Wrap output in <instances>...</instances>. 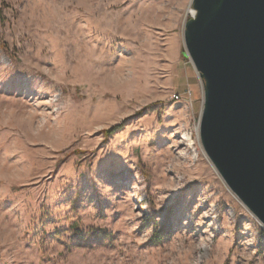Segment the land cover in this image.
Segmentation results:
<instances>
[{
	"label": "rangeland",
	"instance_id": "1",
	"mask_svg": "<svg viewBox=\"0 0 264 264\" xmlns=\"http://www.w3.org/2000/svg\"><path fill=\"white\" fill-rule=\"evenodd\" d=\"M190 1L0 0V264H264L197 135Z\"/></svg>",
	"mask_w": 264,
	"mask_h": 264
},
{
	"label": "water",
	"instance_id": "2",
	"mask_svg": "<svg viewBox=\"0 0 264 264\" xmlns=\"http://www.w3.org/2000/svg\"><path fill=\"white\" fill-rule=\"evenodd\" d=\"M184 53L203 83L200 141L264 224V0H192Z\"/></svg>",
	"mask_w": 264,
	"mask_h": 264
},
{
	"label": "bare ground",
	"instance_id": "3",
	"mask_svg": "<svg viewBox=\"0 0 264 264\" xmlns=\"http://www.w3.org/2000/svg\"><path fill=\"white\" fill-rule=\"evenodd\" d=\"M191 3H192V0L190 1ZM190 3V4H191ZM188 14H190V15H193V14H195V9L191 6V5H189V8H188ZM190 59V58H189ZM199 120H200V118H199ZM200 123V122H199ZM199 123H198V125H197V135H198V138L200 139V135H199V133H200V129H199ZM190 141H191V139L189 138V137H187ZM201 142V141H200ZM190 144H193L192 142H190ZM202 145V144H201ZM203 148V147H202ZM205 151V150H204ZM205 155H207L206 154V152H205ZM208 156V155H207ZM210 160V159H209ZM211 164L213 165V167H214V169H216V167H215V165L213 164V162H211ZM217 170V169H216ZM218 172V171H217ZM220 174V173H219ZM225 181V180H224ZM226 185H227V183H226ZM230 188V187H229ZM231 189V188H230ZM232 190V189H231ZM239 198V197H238ZM240 199V198H239ZM241 200V199H240ZM245 205V204H244ZM246 206V205H245ZM247 207V206H246ZM248 208V207H247ZM248 210H249V208H248ZM251 211V210H250ZM252 212V211H251ZM253 213V212H252ZM254 214V213H253ZM254 216L257 218V216L254 214ZM258 219V218H257ZM259 220V219H258ZM259 222H260V220H259ZM262 223V222H261ZM263 224V223H262ZM264 225V224H263Z\"/></svg>",
	"mask_w": 264,
	"mask_h": 264
},
{
	"label": "trees",
	"instance_id": "4",
	"mask_svg": "<svg viewBox=\"0 0 264 264\" xmlns=\"http://www.w3.org/2000/svg\"><path fill=\"white\" fill-rule=\"evenodd\" d=\"M122 126H123L122 124H118L117 126H114L111 129L106 130L105 133L106 135H109L110 133H113L117 129L121 128Z\"/></svg>",
	"mask_w": 264,
	"mask_h": 264
},
{
	"label": "built area",
	"instance_id": "5",
	"mask_svg": "<svg viewBox=\"0 0 264 264\" xmlns=\"http://www.w3.org/2000/svg\"><path fill=\"white\" fill-rule=\"evenodd\" d=\"M195 12H196V11H195ZM190 94H191V93L189 92V95H190ZM182 96H183V95H182V94H179V93H177V94L174 95V97H175V99H177V101H178V100H181V99H182Z\"/></svg>",
	"mask_w": 264,
	"mask_h": 264
},
{
	"label": "crops",
	"instance_id": "6",
	"mask_svg": "<svg viewBox=\"0 0 264 264\" xmlns=\"http://www.w3.org/2000/svg\"><path fill=\"white\" fill-rule=\"evenodd\" d=\"M190 73L192 74L193 77H195V75H196L195 72H190Z\"/></svg>",
	"mask_w": 264,
	"mask_h": 264
}]
</instances>
